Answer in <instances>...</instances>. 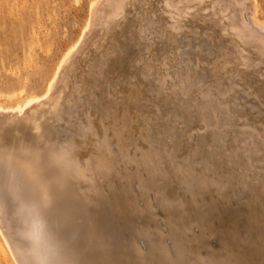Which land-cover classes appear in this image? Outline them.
Wrapping results in <instances>:
<instances>
[{
	"label": "bare ground",
	"instance_id": "1",
	"mask_svg": "<svg viewBox=\"0 0 264 264\" xmlns=\"http://www.w3.org/2000/svg\"><path fill=\"white\" fill-rule=\"evenodd\" d=\"M52 72L40 95L0 101V244L13 264H264V209L254 210L264 182L252 183L264 168V22L256 0H95ZM132 124L163 145L128 157ZM227 130L238 169L224 174L218 147L203 137L223 140ZM182 137L190 148L174 167ZM126 179L144 202L138 209L124 190L138 204L134 215L155 220L143 219L136 232L145 250L138 236L130 239L135 233L116 237L109 187ZM174 181L189 183L187 196L158 197L154 184ZM122 184L121 192L133 188ZM237 188L247 196L249 226L239 215L228 226V195ZM120 198L123 209L133 206ZM218 208L229 215L226 226Z\"/></svg>",
	"mask_w": 264,
	"mask_h": 264
},
{
	"label": "rangeland",
	"instance_id": "2",
	"mask_svg": "<svg viewBox=\"0 0 264 264\" xmlns=\"http://www.w3.org/2000/svg\"><path fill=\"white\" fill-rule=\"evenodd\" d=\"M94 1L95 0H0V101L2 100V102H4V101L10 102V101H13V99H18L20 97H28V96H32L33 94L40 95L41 92L44 91V88L46 87L45 85L47 84L46 82H48L49 79L51 78L50 75L52 76L51 73H53L52 71L55 70L57 63H59V59H61V57L66 52V50L73 44V42L77 39L78 35L80 34V30L82 29V27L84 26V24L87 20L90 8H91L92 3ZM256 6H257V10H258V18L264 22V0H256ZM123 86H125V87H123ZM118 87L120 90L118 88H116V89L118 91H121V89L126 88V85L120 84ZM8 100H10V101H8ZM134 125L136 126V124H134ZM134 125L132 127H134ZM132 132H133L134 136L128 135L126 138V142H128V145L131 144V152L136 149V145L138 147L136 149L137 150L136 153H135L136 150L133 151L135 153L133 155V152L131 154V152L129 150L130 149V145H129L128 150L130 153L128 154V152H127L128 157H131V158H132V156L137 157V153L140 154L141 151L146 150L149 147L150 143L155 148H157V147L159 148L163 145L162 144L163 141L158 140L154 135H151V138L149 139V141L144 139L145 136H143L144 138L142 137V135L140 136L138 134L137 128L135 129V127L132 129ZM224 133H226V134H223L222 135L223 137L221 138L223 140H219V141H217L218 140L217 136L214 135L215 136L214 137L210 133L209 134L211 136L209 134H207V135L205 134L207 136V138H206V136H204L203 142L205 140L206 141L205 143H207V144L210 143L209 146L214 150L219 149L218 150L219 152L217 151V153L219 154L218 159L220 160V166H222L221 170H222V173L226 174L228 171L229 172L230 171H233V172L237 171L238 161H237V159L235 160V158L232 156V151H231L233 148V137H234L233 133L234 132H233V130H227ZM229 134H230V136H229ZM128 138H130V139H128ZM182 138L179 139V142H178L179 144H178V147L176 149V154H175L174 160L171 164V165H173V163L175 162L174 167L177 166L178 164H181L182 159L187 155L186 153H188V149L190 148V146H187L188 143L186 142V140L184 138H183L184 139L183 140ZM209 140H211V142H209ZM214 142H216V143H214ZM133 143L136 144L135 147H134ZM212 144L216 148L217 147L218 148L217 149L214 148V146ZM216 144H218V146H216ZM180 145L183 147H181ZM226 145H228V146H226ZM231 145H232V147H231ZM141 146L143 147V149ZM139 147H140V152H138ZM186 147H188V149L185 150L184 148H186ZM179 149H180V151H179ZM177 153H178V156H177ZM223 153H225L226 155L225 154L223 155ZM196 155L192 159L194 162V166L197 167L198 166L197 163L201 157V153L200 154L198 153ZM195 158L197 160H195ZM177 160H179V161H177ZM232 163L234 166H232ZM260 166L257 169V173L255 174V178L252 180V183L256 186V188H260V185L264 182V168L262 165H260ZM234 167H235V169H234ZM131 168H134V167L129 166L127 171L132 170V172H133V169H131ZM115 170H116V168H115ZM259 172H262V173H259ZM126 180H127V185H129L131 187L135 183L132 180H129V179H126ZM128 181L133 182V184H131V182H130L131 185L128 184L129 183ZM176 182L180 183L179 187H178V185H175ZM120 183L124 184V181L115 180V182L111 184L112 192L110 190L111 186L109 187V193L108 194H109V198H111V200L114 199L113 203H115V204H117V202L119 203L121 201V200H119L121 195H124V196H123V199H122V197L120 199H122L124 201L127 200V203H128V201L131 200L129 197L131 194H129V192H128L126 195L124 190H126V192L128 189H129L128 191H130V192L132 191L133 194L131 195V197L133 195H134L133 197H135V195H137V193L139 194V192H137V190H136V189H138L136 184L134 185V186H136V188L133 186V188H131L132 190H130V188H127V189L125 188V187H128L126 185V183H125L126 186L122 184L123 186H125V187H123L125 189H123V191L121 192L122 187H121ZM173 183H174L173 185H170V184H172V182L166 183L167 186L165 185V183H161V184L157 183V184H154L155 188L153 187V189L155 190L156 188H158V190H159V194H157L158 197L161 195H162L161 197H163V195L166 194L164 197L169 199L170 201H175L176 198H178L180 196L186 197L187 196L186 192H188V190H189L188 189L189 183L183 182V181H181V182L180 181H174ZM116 184H118V185H116ZM182 185H185V186H182ZM157 186H159V187H157ZM160 186H162L163 188ZM117 187H119L120 191L117 190ZM164 187H165V189H164ZM166 187H167V189H166ZM184 187H185L186 192L184 190ZM113 188L115 189V191ZM134 188H135V192H137V193L133 192ZM234 190L236 193L234 192ZM234 190L232 192H230L228 195V205L230 206L231 210L229 209L228 206L226 209H227L228 213L230 212L229 214H231L230 216L228 215L229 219L227 216V211H224L226 209H224L222 211L221 209H223V208H221V209L218 208V212L221 211V212H219L220 217H221L220 224L223 223V225H225V224L227 225V223L230 221V224L228 223L229 224L228 226L230 227V225H231L230 219H232V217L239 215V217L244 219L243 220L244 223H242V224L244 226L245 225L249 226L251 223V219L246 214V210L244 209L247 205H249V204H246L247 203L246 202L247 196H245V194L238 188L234 189ZM116 192H120V193H116ZM164 192H166V193H164ZM112 193L119 194L118 198L116 196H114L116 194L113 195ZM121 193H124V194H121ZM237 193H240V194H238L239 196H236ZM110 194H111V196L113 195L116 198L111 197ZM157 195L155 196V199L157 202H155V199H153L154 201L151 200L153 205L154 204L158 205L159 204L158 200L160 202L161 197H160V199H157ZM178 195H180V196H178ZM125 196H126V199L124 198ZM166 196H169V198ZM170 197H172V198H170ZM236 197L239 199H237ZM138 198H142V197L139 196ZM138 198L135 197V201H134V199H132V200L134 202H136V199H138ZM242 198L244 199V201H242L243 200ZM234 199H235V201H234ZM124 201H122V202L124 203ZM133 201H130L131 203H129V204H132ZM142 201H140V199H139V200H137V202L140 205L136 204L137 203L136 202V203L132 204L133 206L128 205L129 207L126 206V208L124 207V209L122 207L123 204L119 203L121 205L120 207H118V204L117 205L114 204V207L112 209L114 212L113 214H116L113 217L114 221H115L114 225H115L116 231H117L116 237L117 238L120 237L119 238L120 241H121V239L122 240H125V239L129 240V235L131 236V233H132V235L135 233V234H137L136 236L134 234L135 238H133V236L130 238L131 240L133 239L135 242L136 239L139 237L138 233H136L139 231L138 230V227H140L139 225L143 224L146 226L147 223H149L150 221L153 224H155V222H153L155 220H153L149 216H148L149 220L146 219L145 216L142 218L140 214H139L140 216H135V215H138V212L136 211V208H134V206L136 207L138 205L137 208L139 206H141V208L140 207L139 208L142 209L143 208L142 205H144V202H143V204L141 203ZM127 203L125 202L124 206H125V204L127 205ZM156 205H154V206H156ZM115 206H116L117 211L116 210L114 211ZM156 207L155 208L153 207L154 211L160 210V208L158 209L159 206L157 207V209H156ZM120 208L122 211H125V212L119 211ZM129 208H132V209L134 208V210L137 212V214L135 211H132V209H130L131 210L130 212L131 213L133 212V213L132 214L129 213ZM260 208L264 209V200L260 201L259 203H257L256 206H254V210L257 213L259 212ZM234 210H236V211H234ZM232 211L234 214L231 213ZM120 212L123 213V214L121 213L122 216L124 215V213L127 214V217L125 215H124L125 217L124 216L122 217ZM223 212H225V213H223ZM117 213H118V215H117ZM159 213H158L159 217H157V218L161 219L160 217H162L163 214L161 212H159ZM222 213H223V215L225 214L227 217L225 215H224L225 218L222 217L223 216V215L221 216ZM130 214H131V217L129 216ZM132 215H134V216H132ZM150 216H152V215H150ZM137 217L138 218L141 217L142 220L146 219L148 222L146 221L147 222L146 223V222H144V220L141 221V219L140 218L138 219ZM123 218H125L126 221L123 220ZM134 218H135V221L131 222L132 219L134 220ZM127 219H128V221H127ZM224 219H225V221H224ZM227 219H228V222L224 224V222H226ZM242 219H241V222H242ZM138 220H140V221H138ZM162 220H163V217H162ZM222 220L224 222H222ZM156 221L158 222L159 220L157 219ZM127 222L130 224L129 227H128ZM134 222H137V224L140 222L141 224L136 225ZM159 222L161 223L162 221L160 220ZM120 223H121V227H119ZM131 223L134 224L133 228H132ZM124 224H126L125 228H123ZM160 225H162V223ZM260 225H261V228L264 229V226H263L264 225V219H261ZM225 226L221 225L220 227L223 230V228ZM136 227H137V229L133 231V229H135ZM229 227H227L225 229L228 230ZM241 227H243V226H241ZM118 228L120 231H118ZM163 228H164V226H163ZM121 233H122V235H121ZM241 233L243 234L244 231L242 230ZM121 236L122 237L124 236V239ZM140 238L141 237H139L135 243H137L139 246L142 245L141 248L145 250L146 249V246H145L146 242L143 239V241L145 243H142L143 241ZM213 240H212V242L210 240L209 243H210V246L212 248L215 247L214 249H216L218 246V244L216 246V243H218V241H217L218 239L216 238ZM0 248H1L0 249V264H13L12 261L10 260V258L8 257V253L3 248L2 244H0ZM129 255H130V260L133 262H136L135 261L136 256L134 255V253L128 252V256Z\"/></svg>",
	"mask_w": 264,
	"mask_h": 264
}]
</instances>
